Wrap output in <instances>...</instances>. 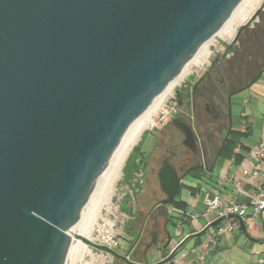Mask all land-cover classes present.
<instances>
[{"label":"water","instance_id":"95a60500","mask_svg":"<svg viewBox=\"0 0 264 264\" xmlns=\"http://www.w3.org/2000/svg\"><path fill=\"white\" fill-rule=\"evenodd\" d=\"M243 1L0 0V264H69L125 135ZM183 133L195 151L193 131ZM186 176L165 162L157 205L174 202ZM226 219L247 236L239 216L206 231ZM83 242L150 264L158 234L144 263Z\"/></svg>","mask_w":264,"mask_h":264},{"label":"crops","instance_id":"0c3cea01","mask_svg":"<svg viewBox=\"0 0 264 264\" xmlns=\"http://www.w3.org/2000/svg\"><path fill=\"white\" fill-rule=\"evenodd\" d=\"M233 103L235 112L230 135L227 134L224 141L226 146L211 171L193 172L182 183L179 195L182 205L178 211H170L173 221L170 227L166 229L164 224L167 245L158 253L148 252L150 264L164 260L186 238L198 234L166 264H264V211L254 218L252 209L248 210L243 219L247 236L241 231L238 220V231L228 230L218 236V229L228 227L230 219L206 231L218 220L206 207L209 198L219 195L231 203L249 204L258 187L245 173L251 172L253 156L260 146H264V77L235 97ZM258 184H264V167ZM165 250L168 256L164 258Z\"/></svg>","mask_w":264,"mask_h":264},{"label":"flooded vegetation","instance_id":"af4514ba","mask_svg":"<svg viewBox=\"0 0 264 264\" xmlns=\"http://www.w3.org/2000/svg\"><path fill=\"white\" fill-rule=\"evenodd\" d=\"M246 25L223 56L216 57L194 82L176 93L177 113L164 126L168 131L174 128L176 133L174 136L168 133V138L161 141L162 144L166 140L170 143L161 168L167 162L176 168L180 178L187 173L183 182L193 172L211 171V166L223 151L227 134L231 132L236 93L250 89L264 77V7ZM185 126L194 133L195 151L185 145ZM180 148L189 151V159L181 156ZM158 206L147 215L143 230L150 219L155 222L153 229L156 223L159 225ZM141 240L142 235L134 247Z\"/></svg>","mask_w":264,"mask_h":264},{"label":"rangeland","instance_id":"374dc122","mask_svg":"<svg viewBox=\"0 0 264 264\" xmlns=\"http://www.w3.org/2000/svg\"><path fill=\"white\" fill-rule=\"evenodd\" d=\"M263 7L264 1L258 10L262 9ZM253 18L255 19L256 17ZM249 22L250 21H248L246 24ZM242 26L240 25L239 28H237L236 33L231 39H220L217 36L214 37V42L209 45L211 55L204 60V63L201 66H197L196 64L189 65V74L185 77L183 82L175 88L173 95L166 99L164 105H172L174 103L177 105L175 99L176 93L188 86L189 83L194 82L216 57H220L225 54L228 46L232 45L236 40L237 34ZM164 126L165 125H161L152 129L149 127L144 131L142 137L138 141L137 145L133 148L131 154L138 148L146 163L140 171H137L134 174L131 184L126 183L122 173L117 182L118 184H116L112 204L109 207L106 206L104 208L102 211L103 213H101L102 217H98V224H96L95 230L92 234V237H95L92 238L95 244L103 245L108 248L111 247V249L117 251L118 253L124 256H129V259L134 262L135 260L137 261L139 259L135 258L134 250H139L140 252L144 250L145 244L152 241V232H156L158 234V244L151 248L152 253L160 252L167 241L166 237H164V219L158 220L159 226L157 229H153L155 222L151 219L148 220V224L145 229H142L143 222L149 212L161 200L165 199V195L160 189L158 172L161 168L165 151L168 149L170 143H168V140H166L165 144H162L161 141L162 139L168 138V133H170L171 136H174L176 130L172 128L168 131ZM179 150L181 156L187 157V159H189V151H187L185 148H180ZM137 184L141 185L140 189L137 187ZM125 202L127 203V206L129 205L133 208V211H131L129 214L123 209V204H125ZM177 202L179 201L177 200ZM169 206L172 210H179L177 203ZM137 235H142V240L137 247H134V242ZM69 264L122 263L121 260H117L108 254L99 252L92 247L87 246L81 257H76L75 252H72Z\"/></svg>","mask_w":264,"mask_h":264},{"label":"bare ground","instance_id":"6f19581e","mask_svg":"<svg viewBox=\"0 0 264 264\" xmlns=\"http://www.w3.org/2000/svg\"><path fill=\"white\" fill-rule=\"evenodd\" d=\"M263 1L264 0H244L231 20L217 33L216 36L220 39H231L240 25L242 26L246 24L254 17L255 13L261 7ZM212 42H214V38L211 39L207 44H205V46L201 49L197 56L189 62V64L185 67L181 74L169 84L165 91L133 124V126L125 135L124 147L111 165L102 185L100 186L96 194L94 209L85 222L84 226L82 227L81 231L79 232L78 236L76 237L77 239L75 240L72 251L75 252L76 257H81L86 250L87 245L83 242V240L93 242L92 238L95 237H92V234L95 230L96 224H98L97 219L99 216H101V213H103L102 211L104 210V208L106 206L109 207L112 204L116 184H118L117 182L123 173L124 167L133 148L137 145L144 131L151 126L154 120V116H156L159 110L164 106L166 99L169 96L173 95L175 88L179 86L183 82L185 77L189 74V65L196 64L197 66H201L204 63V60L211 55L209 45Z\"/></svg>","mask_w":264,"mask_h":264},{"label":"built area","instance_id":"2783aa9c","mask_svg":"<svg viewBox=\"0 0 264 264\" xmlns=\"http://www.w3.org/2000/svg\"><path fill=\"white\" fill-rule=\"evenodd\" d=\"M177 113V105H164L157 115L155 116L150 129L165 125L175 114ZM264 167V146H260L253 156V162L251 163V172H246L247 178L257 184L256 192L251 197L249 204L238 205L228 202L221 198L219 195H213L206 201V207L209 211L213 212L218 219L228 216H239L245 218L248 215V210L252 209V216L258 217L264 211V184H258L259 177L261 176V170ZM231 224L228 227H222L218 229L217 235L221 236L226 231H238L239 224L236 219H230ZM111 248V247H110Z\"/></svg>","mask_w":264,"mask_h":264},{"label":"trees","instance_id":"16d2710c","mask_svg":"<svg viewBox=\"0 0 264 264\" xmlns=\"http://www.w3.org/2000/svg\"><path fill=\"white\" fill-rule=\"evenodd\" d=\"M226 144H227V142L225 143V146H226ZM145 163L146 162L144 161L142 154L140 153L139 149L137 148L130 155L129 159L126 162L124 170H123V175H124V179H125L126 183H128V184L132 183L134 174L137 171H140L143 168ZM129 170H131V171H129ZM137 187L140 189L141 185L137 184ZM177 200L179 201V196L177 197V199L174 202H172L170 204H166V205H159L157 208V210L159 211L160 219L165 220L166 229L168 227H170V225L172 224V213L170 212L172 209L170 208L169 205H173V204L177 203L178 206H180L181 203L177 202ZM123 209L128 214L131 213V211H133V208L129 205L127 206L126 202H125V204H123ZM138 238H139V235L136 236L134 244L137 242ZM166 245H167V241H166L164 246H166ZM143 251L144 250H142L141 252L139 250H134L135 258H139L137 261L135 260V262L141 263L143 261V259H144L143 258ZM163 255H164V258L168 256V253L166 250L163 253Z\"/></svg>","mask_w":264,"mask_h":264}]
</instances>
